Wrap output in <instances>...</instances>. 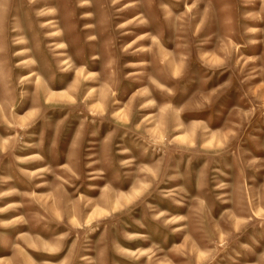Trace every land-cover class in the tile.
<instances>
[{
  "label": "rangeland",
  "instance_id": "rangeland-1",
  "mask_svg": "<svg viewBox=\"0 0 264 264\" xmlns=\"http://www.w3.org/2000/svg\"><path fill=\"white\" fill-rule=\"evenodd\" d=\"M0 264H264V0H0Z\"/></svg>",
  "mask_w": 264,
  "mask_h": 264
},
{
  "label": "bare ground",
  "instance_id": "bare-ground-1",
  "mask_svg": "<svg viewBox=\"0 0 264 264\" xmlns=\"http://www.w3.org/2000/svg\"><path fill=\"white\" fill-rule=\"evenodd\" d=\"M34 73V72H33ZM51 94V93H50ZM52 95V94H51Z\"/></svg>",
  "mask_w": 264,
  "mask_h": 264
}]
</instances>
